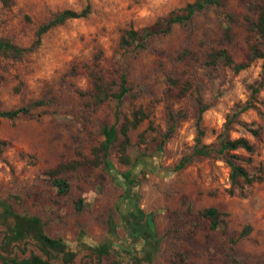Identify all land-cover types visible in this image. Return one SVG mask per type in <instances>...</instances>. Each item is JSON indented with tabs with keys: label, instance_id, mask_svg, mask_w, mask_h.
Segmentation results:
<instances>
[{
	"label": "rangeland",
	"instance_id": "1",
	"mask_svg": "<svg viewBox=\"0 0 264 264\" xmlns=\"http://www.w3.org/2000/svg\"><path fill=\"white\" fill-rule=\"evenodd\" d=\"M191 1L0 0V36L33 44L22 57L0 52V110L28 108L0 120V198L15 212L40 218L47 235L76 252L72 262L57 256L52 264H98L90 247L107 241L112 244L101 264H264L263 59L235 71L209 56L226 49L243 62L253 44L264 52V38L250 26L264 0H219L153 34L142 48L120 46L127 29L163 21ZM87 2L86 16L50 28L34 44L40 24L65 9L80 11ZM122 75L127 92L118 127L134 110L145 117L128 129V161L119 137L107 165L103 151L98 158L94 151L103 127L115 121L116 100L97 103L95 81L111 95ZM200 108L207 154L194 152ZM238 137L253 150L217 152L222 141ZM227 160L253 180L233 182ZM127 171L134 178L130 206L121 175ZM133 205L141 218L129 212ZM209 206L226 214L215 229L202 214ZM6 232L0 221V244ZM146 249L150 261L142 257ZM32 252L42 254L33 240L0 246V254L20 258Z\"/></svg>",
	"mask_w": 264,
	"mask_h": 264
},
{
	"label": "trees",
	"instance_id": "2",
	"mask_svg": "<svg viewBox=\"0 0 264 264\" xmlns=\"http://www.w3.org/2000/svg\"><path fill=\"white\" fill-rule=\"evenodd\" d=\"M219 0H193L186 3L182 9L181 13L172 12L170 15L165 17L163 21H157L152 25L145 26L141 29L129 28L126 30L125 34L122 36L120 46L125 51H133L138 48H142L145 45L146 40L153 34L167 32L170 26L173 23L184 22L190 20L192 15L204 9L206 6L215 4ZM3 4L7 3L8 0H2ZM90 11V4L87 2L86 5L80 10L75 11L72 9H65L61 12L54 14L52 18L46 22L40 24L36 30V40L34 44H39L42 35L47 32L50 28L62 24L65 20L69 18H78L86 16ZM251 29L254 33L260 38H264V7H259V13L257 17L251 21ZM33 48V44L30 46H20L13 43L11 40L6 39L0 36V52L7 53L14 57H22L26 52ZM210 58L213 62L222 60L226 64L230 65L235 71H239L248 64L256 59L262 58V66L264 69V52L256 45L251 46V52L249 53L247 59L243 62H235L232 57L229 55L226 49L215 50L210 53ZM102 81V80H101ZM126 79L125 76H121V82L119 85V90L115 93L109 95L107 88L104 83L99 82L97 79L95 81V87L97 90L95 100L97 103L105 101L109 96H112L116 100V111H115V121L110 125H105L103 127L104 138L101 144L95 148V156L98 158L99 152L103 151L104 162L109 165V162L106 161L108 155V150L112 146H116V141L121 137L118 147L121 154V157L124 161H128L125 156L126 147L129 144L128 138V129L130 127H136L142 119H144L145 114L141 109L134 110L132 113V118L128 123L122 124L118 127L119 124V111L118 108L122 102L124 94L127 92V87L125 85ZM259 89V86H254L252 89L253 93H256ZM250 107V104H245L244 109ZM203 108H200L199 115L197 117V127L198 133L196 137V144L194 152L195 154H207L211 149L205 145L201 144L202 130L200 129V121L202 118ZM28 108L25 106H19L17 108L0 110V120L1 118H14L20 114L27 113ZM256 132L255 130H253ZM237 148H243L249 152L253 150V145L249 142L248 139L244 137H238L234 139H228L221 142L220 147L217 152L234 150ZM189 160V157L181 160L175 167V170L181 169L186 162ZM228 165L231 169L230 178L233 182L237 181L238 177H241L244 181L250 182L253 180V177L250 176L247 170L239 165L234 163L232 160H227ZM127 183L126 193L123 196L124 200L127 201V205L130 206V196L133 194V183L134 178L131 175V172H123L121 174ZM129 212H133L137 218L142 217V211L139 207L133 205ZM202 214L210 219V227L215 229L222 221V216L226 215L224 212L219 211L213 206L205 207L202 210ZM0 221L3 224H6L7 232L4 233L3 238L1 239V249L9 247L12 243H24L28 240H33L42 254L31 253L27 257H16L5 254H0V258L3 264H52L51 259L57 256H60L65 263H70L76 256V252L69 249L65 241L61 238H54L47 235L44 231L43 224L37 216L27 215L15 212L11 205L5 201V199L0 198ZM246 232L243 231L242 235ZM150 237V238H149ZM147 245L154 247L155 242L152 240L150 235L146 237ZM112 243L107 241L105 243L95 245L90 247L92 255L96 258L97 263L101 264L103 256L109 254V247ZM143 258L150 261L151 260V251L146 249L144 251ZM114 264H122L120 260L114 261Z\"/></svg>",
	"mask_w": 264,
	"mask_h": 264
},
{
	"label": "flooded vegetation",
	"instance_id": "3",
	"mask_svg": "<svg viewBox=\"0 0 264 264\" xmlns=\"http://www.w3.org/2000/svg\"><path fill=\"white\" fill-rule=\"evenodd\" d=\"M136 229H137V231H141L142 227L141 226H137Z\"/></svg>",
	"mask_w": 264,
	"mask_h": 264
},
{
	"label": "water",
	"instance_id": "4",
	"mask_svg": "<svg viewBox=\"0 0 264 264\" xmlns=\"http://www.w3.org/2000/svg\"><path fill=\"white\" fill-rule=\"evenodd\" d=\"M62 187V185H59V188H61Z\"/></svg>",
	"mask_w": 264,
	"mask_h": 264
}]
</instances>
